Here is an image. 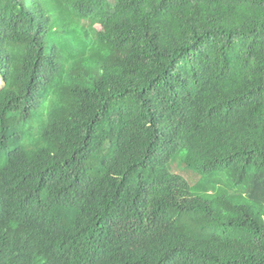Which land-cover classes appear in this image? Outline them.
I'll use <instances>...</instances> for the list:
<instances>
[{"label":"trees","instance_id":"trees-1","mask_svg":"<svg viewBox=\"0 0 264 264\" xmlns=\"http://www.w3.org/2000/svg\"><path fill=\"white\" fill-rule=\"evenodd\" d=\"M0 79V264H264V0H0Z\"/></svg>","mask_w":264,"mask_h":264},{"label":"rangeland","instance_id":"rangeland-1","mask_svg":"<svg viewBox=\"0 0 264 264\" xmlns=\"http://www.w3.org/2000/svg\"><path fill=\"white\" fill-rule=\"evenodd\" d=\"M3 83H2V81H1V79H0V90L3 88ZM37 125V124H36ZM31 131H33V130H31ZM177 164H179V162H180V158H178L176 161H175ZM193 191H194V193L197 195V196H199V197H205V193L204 192H202V191H200V190H198V189H193ZM240 191H241V189H240ZM228 192H230V193H232L233 194V190H231V189H228ZM242 198H244V199H246V196H245V194H242Z\"/></svg>","mask_w":264,"mask_h":264}]
</instances>
